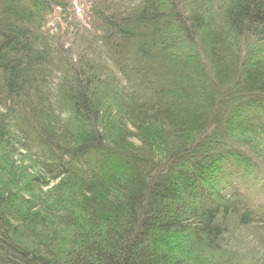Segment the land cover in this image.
Here are the masks:
<instances>
[{"label":"trees","instance_id":"obj_1","mask_svg":"<svg viewBox=\"0 0 264 264\" xmlns=\"http://www.w3.org/2000/svg\"><path fill=\"white\" fill-rule=\"evenodd\" d=\"M71 10L0 0L2 160L30 153L42 185L79 191L19 215L0 188V264H199L231 222L264 227V155L235 138L264 136V0L92 3L102 53L73 64L44 48L47 21L70 24Z\"/></svg>","mask_w":264,"mask_h":264},{"label":"rangeland","instance_id":"obj_2","mask_svg":"<svg viewBox=\"0 0 264 264\" xmlns=\"http://www.w3.org/2000/svg\"><path fill=\"white\" fill-rule=\"evenodd\" d=\"M117 1L70 0L72 5L70 24H65L61 18L49 19L45 26L48 34L45 40L46 47L44 48L56 51V48L63 45L66 57L70 58L68 60L65 59L62 63L68 61L67 63L70 64L77 62L79 52L86 46L94 49L93 51L97 54L102 53L100 41L103 35V28L89 14V9L92 3H97L100 7L108 10L116 5ZM55 59L57 58L55 57ZM100 59V63L103 65L105 63L110 69L106 59L103 57ZM53 79L52 87H56L60 83L61 74H53ZM106 114L102 117L101 122L104 130L102 133L105 136L107 134L105 129L109 127V123L119 122L118 111L112 100L108 103ZM65 118L67 120L70 119L69 115L65 116ZM146 137L152 140L155 148H160L161 136L158 132H147ZM235 138L243 142L248 148L264 155V136L260 132L238 133ZM0 154L2 155H0V188L5 189L6 193L4 195L9 198V204L20 210L19 215L31 209V205L36 201L47 202V208L56 209L65 204L63 203V198L67 196L72 200V204H75L77 195H79L78 187L71 184L67 177H62L55 181H47L48 183L42 185L45 179H40L38 173L39 165L34 161L30 153L15 149V154H9L8 160H2L6 156L5 152L0 151ZM31 177L38 178L39 182L36 180L31 181ZM72 204L70 208L73 207ZM70 208L69 210L74 211ZM199 252L200 254H197V257H192V260L199 264H264V227H244L236 222H231L228 234L225 236L219 251L211 252L199 249Z\"/></svg>","mask_w":264,"mask_h":264}]
</instances>
